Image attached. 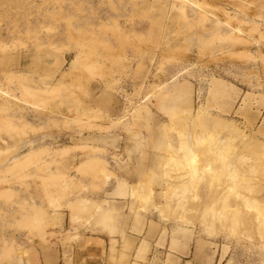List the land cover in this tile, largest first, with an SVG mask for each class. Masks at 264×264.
Segmentation results:
<instances>
[{"label": "rangeland", "instance_id": "374dc122", "mask_svg": "<svg viewBox=\"0 0 264 264\" xmlns=\"http://www.w3.org/2000/svg\"><path fill=\"white\" fill-rule=\"evenodd\" d=\"M197 215L264 264V0H0V264H146Z\"/></svg>", "mask_w": 264, "mask_h": 264}, {"label": "crops", "instance_id": "0c3cea01", "mask_svg": "<svg viewBox=\"0 0 264 264\" xmlns=\"http://www.w3.org/2000/svg\"><path fill=\"white\" fill-rule=\"evenodd\" d=\"M176 89L177 92L180 93L178 86ZM119 136H123V134H120ZM133 166L134 165L131 167ZM120 177H122L120 178L122 180L118 181L117 186L109 191L113 194H117L111 196L114 199H123V196H119L118 194L122 195L130 193L131 189L127 186L137 183V178L133 171L129 172L126 170L124 174H120ZM82 198L88 200V198ZM120 203H122V201L119 200L117 204ZM68 214V210L64 209L61 215L58 216H61V219L63 217L65 220ZM215 227L212 229V231L210 229H205L202 225L198 224L197 215L195 227L193 229L181 227L191 231L187 232L185 238H181V236L171 237L168 235L162 240L163 246L156 245L158 235L160 233L159 231L158 234H152L150 237L148 236L145 238L139 245L138 242L134 243L133 252H135L137 247H139L144 255H146L148 258L146 264H164L167 254L171 256L170 260H172L173 264H254L251 263V257L245 251L246 246L244 242L237 243L233 239H228L226 233L218 229L217 225ZM126 232H130L129 225L127 226ZM144 232H146L145 229ZM193 232L194 235L191 236ZM136 235L138 236L136 232H131L129 235L130 240L134 238L136 239ZM78 240H81L82 243V260L76 263H104V252L107 249V243L109 240V236L107 234L85 232L80 235ZM152 251L155 253L153 256ZM154 256L157 258L155 261L152 259ZM69 258V264H73V260H71L72 258L70 256ZM142 263L145 264V262Z\"/></svg>", "mask_w": 264, "mask_h": 264}, {"label": "bare ground", "instance_id": "6f19581e", "mask_svg": "<svg viewBox=\"0 0 264 264\" xmlns=\"http://www.w3.org/2000/svg\"><path fill=\"white\" fill-rule=\"evenodd\" d=\"M222 140H223V139H222ZM31 151H33V150H31ZM31 151H29V153H28L27 155H30V152H31ZM63 152H64V151H63ZM31 154H32V155L29 156V158L35 156L36 153H35V151H34V153L31 152ZM27 155H25V157H26L25 159H27V157H28ZM91 159L93 160V158H91ZM91 159L87 160V161H86L87 163L84 162V163H86V165H89L90 163H93V164L90 165V168H91V167H95V165H94L95 162L90 161ZM20 161H21V160H19V162H20ZM94 161H95V160H94ZM17 163H18V161H17ZM88 163H89V164H88ZM92 165H94V166H92ZM86 167H87V166H86ZM86 167H85V168H86ZM88 168H89V166H88ZM92 169H93V168H92ZM55 176H56V175H55ZM47 177H48V176H47ZM59 178H60V177H59ZM53 179H54V178H53ZM78 202H79V201H78ZM76 203H77V202H76ZM77 204L80 205V203H77ZM75 206H77V205H75ZM79 207H80V206H79ZM85 207H86V203H85ZM85 207H81V208H85Z\"/></svg>", "mask_w": 264, "mask_h": 264}]
</instances>
